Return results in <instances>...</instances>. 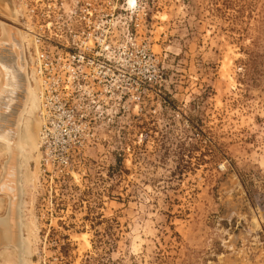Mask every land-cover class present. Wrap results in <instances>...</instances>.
<instances>
[{
  "label": "rangeland",
  "instance_id": "rangeland-1",
  "mask_svg": "<svg viewBox=\"0 0 264 264\" xmlns=\"http://www.w3.org/2000/svg\"><path fill=\"white\" fill-rule=\"evenodd\" d=\"M136 1L115 17L131 91L92 143L40 142L36 179L17 183L30 264H264V0ZM33 5L0 0V38Z\"/></svg>",
  "mask_w": 264,
  "mask_h": 264
},
{
  "label": "built area",
  "instance_id": "built-area-1",
  "mask_svg": "<svg viewBox=\"0 0 264 264\" xmlns=\"http://www.w3.org/2000/svg\"><path fill=\"white\" fill-rule=\"evenodd\" d=\"M30 1L33 15L26 18L32 25L26 23L24 31L31 37L28 61L40 83V142L92 143L105 107L116 105L134 83L131 73L121 70L120 55L128 46L119 40L115 17L120 11L132 15L137 1H125L124 9L118 1L106 9L92 2L41 8L43 0Z\"/></svg>",
  "mask_w": 264,
  "mask_h": 264
},
{
  "label": "bare ground",
  "instance_id": "bare-ground-1",
  "mask_svg": "<svg viewBox=\"0 0 264 264\" xmlns=\"http://www.w3.org/2000/svg\"><path fill=\"white\" fill-rule=\"evenodd\" d=\"M134 2L135 0H129L128 4L133 5ZM7 14L12 16L11 13ZM2 29L4 33L0 38V162L3 163H0V171L3 164L4 166L0 178V214L3 211L0 215V264H30L27 254L31 228L24 216L23 221L20 219L19 222L16 200L20 199L19 195L17 199L18 181L23 193V187L26 188L36 179L39 167L40 123L34 119L36 91L31 88L29 81L32 80L34 72L28 73V61L25 57L29 36L12 26L7 25ZM38 98L40 105V97ZM31 161H35L34 170L30 169ZM24 204L22 202L21 210ZM20 224L25 234L21 235Z\"/></svg>",
  "mask_w": 264,
  "mask_h": 264
}]
</instances>
